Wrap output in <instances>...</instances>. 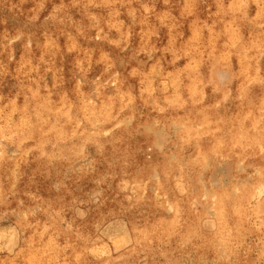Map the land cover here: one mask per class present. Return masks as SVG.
<instances>
[{"label": "rangeland", "instance_id": "374dc122", "mask_svg": "<svg viewBox=\"0 0 264 264\" xmlns=\"http://www.w3.org/2000/svg\"><path fill=\"white\" fill-rule=\"evenodd\" d=\"M255 3L0 0V264H264ZM228 38L227 55L209 64L206 46Z\"/></svg>", "mask_w": 264, "mask_h": 264}, {"label": "bare ground", "instance_id": "6f19581e", "mask_svg": "<svg viewBox=\"0 0 264 264\" xmlns=\"http://www.w3.org/2000/svg\"><path fill=\"white\" fill-rule=\"evenodd\" d=\"M166 1V0H165ZM183 1V0H182ZM190 1V0H189ZM194 1V0H193ZM252 1V0H251ZM256 1V3L255 4H257L258 6H259V8H257V13H258V16H257V19H258V21H260V23L262 22V20H263V18H264V6H263V4H264V0H255ZM136 2V1H135ZM139 2V1H138ZM192 2V1H191ZM230 2V1H229ZM229 2H228V4H229ZM128 3V2H127ZM189 3V2H188ZM227 3V2H226ZM231 7H232V5L233 6H235L236 7V9L238 8V9H240V7H241V5H243L242 3H243V0L241 1V0H231ZM245 3H246V1H245ZM93 4H95V3H93ZM110 4V3H109ZM144 4V3H143ZM172 4V3H171ZM193 4V3H192ZM106 5V4H105ZM124 5V4H123ZM122 5V6H123ZM138 5H140V4H138ZM163 5V4H162ZM214 5V4H213ZM220 5V4H219ZM246 5V4H245ZM121 6V5H120ZM191 6V5H190ZM221 6H222V4H221ZM224 6H225V4H224ZM256 6V5H255ZM119 7V6H118ZM148 6H146V8H147ZM150 7V6H149ZM174 7V6H173ZM172 7V8H173ZM192 7H194L193 5H192ZM257 7V6H256ZM111 8V7H110ZM113 8V7H112ZM188 8H189V6H188ZM223 8V7H222ZM228 8V7H227ZM226 8V9H227ZM243 8V7H242ZM114 9V8H113ZM117 9V8H116ZM149 9H151V8H149ZM170 9V8H169ZM192 9V8H191ZM225 9V8H224ZM223 9V10H224ZM232 9V8H231ZM237 9V10H238ZM255 9V8H254ZM112 10V9H111ZM144 10V9H143ZM147 10V9H146ZM152 10V9H151ZM160 10H162V9H160ZM188 10H190V9H188ZM194 10V9H193ZM155 11V10H154ZM157 11V10H156ZM226 11V10H225ZM231 11H233V10H231ZM106 12V11H105ZM117 12V11H116ZM116 12H114V13H116ZM195 12V11H194ZM238 12V11H237ZM165 14H166V12H164ZM189 13H191V12H189ZM217 13V12H216ZM231 13V12H230ZM230 13H228V14H230ZM81 14V13H80ZM207 14H208V12H207ZM212 14V13H211ZM222 14V13H221ZM244 14V13H243ZM138 15V14H137ZM157 15V14H156ZM161 15V14H160ZM213 15H215V14H213ZM223 15V14H222ZM221 15V16H222ZM226 15V14H225ZM234 15V14H233ZM251 15V14H250ZM92 16H93V14H92ZM196 16V15H195ZM232 16V15H231ZM241 16H242V14H241ZM155 17V16H154ZM219 17V16H218ZM229 17H230V15H229ZM244 17V16H243ZM91 18V17H90ZM115 18H117V17H115ZM139 18V17H138ZM233 18V17H232ZM247 18V17H246ZM245 18V19H246ZM140 19V18H139ZM163 19V18H162ZM216 19H217V17H216ZM228 19V18H227ZM226 19V20H227ZM231 19V18H230ZM234 19V18H233ZM117 20H119V19H117ZM154 20V19H153ZM164 20V19H163ZM198 20H200V19H198ZM136 21H138V20H136ZM251 21V20H250ZM253 21V20H252ZM191 22V21H190ZM193 22V21H192ZM191 22V23H192ZM231 22V21H230ZM254 22V21H253ZM257 22V21H256ZM255 22V23H256ZM108 23V22H107ZM106 23V24H107ZM116 23V22H115ZM119 23H120V21H119ZM166 23V22H165ZM203 23V22H202ZM201 23V24H202ZM225 23H227V22H225ZM237 23V22H236ZM254 23V24H255ZM258 23V22H257ZM58 24V23H57ZM193 24V23H192ZM211 24H213V23H211ZM62 25V24H61ZM97 25V24H96ZM111 25V24H110ZM116 25V24H115ZM230 25H232V24H230ZM236 25V24H235ZM256 25V24H255ZM112 26V25H111ZM119 26V25H118ZM198 26V25H197ZM121 27H122V25H121ZM204 27H205V25H204ZM209 27H212L211 25H209ZM225 27V26H224ZM224 27H222V28H224ZM75 28V27H74ZM115 28H116V26H115ZM188 28V27H187ZM190 28V27H189ZM197 28H199V27H197ZM237 28V27H236ZM263 28V27H262ZM76 29V28H75ZM74 29V30H75ZM131 29V28H130ZM191 29V28H190ZM210 29V28H209ZM261 29V28H260ZM126 30V29H125ZM194 30V29H193ZM210 31V30H209ZM222 30H220V32H221ZM224 31H226V30H224ZM251 31V30H250ZM64 32V31H63ZM211 32V31H210ZM209 32V33H210ZM262 32V31H261ZM264 32V31H263ZM47 33V32H46ZM190 33V32H189ZM198 33H199V31H198ZM197 33V34H198ZM208 33V34H209ZM234 33V32H233ZM242 33V32H241ZM240 33V34H241ZM248 33V32H247ZM127 34V33H126ZM125 34V35H126ZM215 34H217V33H215ZM222 34V33H221ZM195 35V34H194ZM207 35V34H206ZM218 35H219V33H218ZM247 35V34H246ZM249 35V34H248ZM255 35V34H254ZM190 36V35H189ZM230 36V35H229ZM252 36V35H251ZM261 36H262V34H261ZM63 37H65V36H63ZM76 37V36H75ZM197 37V36H196ZM195 37V38H196ZM234 37V36H233ZM242 37V36H241ZM253 37V36H252ZM260 37V36H259ZM44 38V37H43ZM50 38V37H49ZM69 38V37H68ZM225 38V37H224ZM236 38V37H235ZM235 38H234V40H232V41H235ZM254 38V37H253ZM45 39V38H44ZM199 39H200V37H199ZM202 39V38H201ZM231 39H233V38H231ZM231 39H227V40H225V42L223 41V43H222V41H218L214 46H208L207 44V46H206V60H207V62H209V64H212V65H215V64H217V63H219L220 62V58L222 57V55L223 54H226L227 55V53L225 52V50H226V46L227 45H229V43L231 42ZM237 39V38H236ZM243 38H241V40H242ZM50 40V39H49ZM67 40V39H66ZM185 40H186V37H185ZM189 40V39H188ZM191 40H192V38H191ZM196 40V39H195ZM216 40V39H215ZM250 40V39H249ZM248 40V41H249ZM257 40V39H256ZM203 41V40H202ZM201 41V42H202ZM239 41V40H238ZM242 41H244V40H242ZM246 41V40H245ZM252 41V40H251ZM241 42V41H240ZM48 44V43H47ZM192 45V43H190L189 41H185V42H181V43H179L178 41H176V45H175V42H174V47L176 48V49H178L179 51H182V50H185L186 49V47H187V45ZM237 44V43H236ZM250 44V43H249ZM255 44V43H254ZM253 44V45H254ZM210 45V44H209ZM211 45H213V44H211ZM80 46V45H79ZM197 46V45H196ZM201 46V45H200ZM242 46H244V45H242ZM258 46H260V44L258 43ZM264 46V45H263ZM191 47H193V46H191ZM249 47V46H248ZM161 48V47H160ZM163 48V47H162ZM174 48V49H175ZM233 48L234 47H232V50H233ZM78 49V48H77ZM205 49V48H204ZM249 49V48H248ZM251 49H254V47H252ZM260 50H261V48H259ZM259 49H256V50H259ZM57 50V49H56ZM75 50V49H74ZM167 50V49H166ZM169 50H171V49H169ZM189 51V50H188ZM198 51V50H197ZM204 51V50H203ZM231 51V50H230ZM69 52V51H68ZM194 52V51H193ZM195 52H196V50H195ZM195 52H194V54H195ZM251 52V51H250ZM257 52V51H256ZM259 52V51H258ZM246 53V52H245ZM261 53V52H260ZM84 54V53H83ZM162 54V53H161ZM180 54V53H179ZM199 54V53H198ZM234 54V53H233ZM251 54V53H250ZM245 55H247V54H245ZM174 57H175V55H173ZM180 56V55H179ZM229 56V55H228ZM238 56V55H237ZM254 56H255V53H254ZM82 57V56H81ZM176 57H178V56H176ZM227 57V56H226ZM235 57V56H234ZM248 57H250V56H248ZM40 58V57H39ZM38 58V59H39ZM194 58V57H193ZM200 58H202V57H200ZM205 58V57H204ZM223 58V57H222ZM221 58V59H222ZM238 58V57H237ZM236 58V59H237ZM251 58H253V57H251ZM255 58V57H254ZM47 59H49V58H47ZM172 59V58H171ZM175 59V58H174ZM195 59H197V58H195ZM198 59H199V57H198ZM229 59V58H228ZM244 59H246V58H244ZM194 60V59H193ZM250 60V59H249ZM253 60V59H252ZM50 61V60H49ZM244 61V60H243ZM23 62V61H22ZM104 62H106V61H104ZM224 62V61H223ZM236 62V61H235ZM241 62V61H240ZM254 62V61H253ZM31 63V62H30ZM199 63V62H198ZM257 63V62H256ZM32 64V63H31ZM150 64V63H149ZM207 64V63H206ZM222 64V63H221ZM237 64V63H236ZM20 65V64H19ZM30 65V64H29ZM186 65V66H185ZM193 65H194V61H193V63L192 62H190V60L187 58V59H185V63H184V66H185V68L183 67V69L188 73H186L187 75H189V78L190 77H192L193 75ZM195 65H197V63L195 64ZM208 65V64H207ZM206 65V66H207ZM254 65H255V63H254ZM253 65V66H254ZM32 66V65H31ZM33 66H35V65H33ZM75 66V65H74ZM84 66H85V61H84V59H82V58H80V61H79V68H80V70H81V72H84L83 71V68H84ZM209 66V65H208ZM243 66H245V64H243ZM250 65H248V67H249ZM36 67V66H35ZM196 67V66H195ZM30 68V67H29ZM134 67H132V69H133ZM205 68V67H204ZM209 68V67H208ZM14 69V68H13ZM16 69H18V68H16ZM70 69V68H69ZM167 69V68H166ZM197 69V68H196ZM218 69H219V67H218ZM239 69H242V68H239ZM238 69V70H239ZM246 69V68H245ZM257 69V68H256ZM15 70V69H14ZM198 70V69H197ZM204 70V69H203ZM253 70V69H252ZM25 71H26V69H25ZM28 71V70H27ZM39 71H40V69H39ZM131 71V70H130ZM136 71V70H135ZM156 71V70H155ZM199 71V70H198ZM202 71V70H201ZM207 71H209V70H207ZM242 71V70H241ZM240 71V72H241ZM251 71V70H250ZM34 72V71H33ZM37 72H38V70L36 71V75H37ZM152 72H154V70L152 71ZM157 72V71H156ZM256 72V71H255ZM25 73V72H24ZM23 73V74H24ZM28 73V72H27ZM30 73V72H29ZM69 73V72H68ZM134 73V72H133ZM141 73V72H140ZM170 73V72H169ZM198 73V72H197ZM202 73V72H201ZM243 73V75H244V73H246V72H242ZM248 73V72H247ZM41 74V73H40ZM159 74H162L161 72L159 73ZM166 74V73H165ZM179 74H180V70H179ZM178 74V75H179ZM216 74V73H215ZM27 75V74H26ZM158 75V74H157ZM174 75V74H173ZM182 75V74H181ZM192 75V76H191ZM206 75V74H205ZM242 75V74H241ZM260 75V74H259ZM258 75V77H260ZM159 76V75H158ZM161 76V75H160ZM164 76V75H163ZM171 76V75H170ZM185 76V75H184ZM199 76H201V74L199 73ZM213 76V75H212ZM236 76V75H235ZM247 77H248V75H246ZM155 77V76H154ZM166 77V76H165ZM188 77V76H187ZM216 77V76H215ZM24 78H26V77H24ZM160 78V77H159ZM169 78V77H168ZM171 81H172V84L174 85L175 84V77H173V76H171ZM186 77H184V79H185ZM201 78H203V77H201ZM208 78H209V76H208ZM211 78V77H210ZM209 78V79H210ZM30 79V78H29ZM57 79H59V78H57ZM180 79V78H179ZM187 79V78H186ZM198 79H200L199 77H198ZM208 79V80H209ZM245 79V78H244ZM248 79V78H247ZM34 80V79H33ZM192 80H193V78H192ZM205 80V79H204ZM218 80V79H217ZM258 80V79H257ZM27 81V80H26ZM179 81V80H178ZM185 81H187V80H185ZM202 81V80H201ZM213 81V80H212ZM216 81V80H215ZM262 81V80H261ZM25 82V81H24ZM32 82V81H31ZM35 82V81H34ZM177 82V81H176ZM190 82V81H189ZM250 82V81H249ZM254 82V81H253ZM141 83V82H140ZM158 83V82H157ZM193 83H195V82H193ZM187 84H189V83H187ZM210 84H212V83H210ZM215 84V83H214ZM259 84V83H258ZM25 85V84H24ZM35 85V84H34ZM149 85H150V75H148L146 78H145V80L141 83V87H143V88H146V86L147 87H149ZM180 85V84H179ZM183 85H185V84H183ZM238 85V84H237ZM251 85V84H250ZM26 86V85H25ZM190 86V85H189ZM238 86H240V85H238ZM179 87H181V86H179ZM184 87V86H183ZM214 87H216V86H214ZM237 87V86H236ZM170 88H172V87H170ZM189 88V87H188ZM26 89V88H25ZM33 89V88H32ZM194 89V88H193ZM197 90H198V88H196ZM195 89V90H196ZM201 89V88H200ZM240 89V88H239ZM244 89H245V87H244ZM29 90H31V89H29ZM35 90V89H34ZM41 90V89H40ZM58 90V89H57ZM184 90H185V88H184ZM202 90V89H201ZM227 90H228V88H227ZM243 90V89H242ZM33 91V90H32ZM178 91H180V90H178ZM192 91V90H191ZM235 91V90H234ZM60 92V91H59ZM169 92V91H168ZM193 92V91H192ZM195 92V91H194ZM200 92V91H199ZM208 92V91H207ZM22 93V92H21ZM86 93V92H85ZM173 93H175V92H173ZM197 93V92H196ZM202 92H200V94H201ZM239 93V92H238ZM243 93V92H242ZM60 94V93H59ZM157 94V93H156ZM192 94V93H191ZM264 94V92L262 93V96H264L263 95ZM27 95V94H26ZM29 95V94H28ZM41 95V94H40ZM43 95V94H42ZM54 95V94H53ZM161 95V94H160ZM18 96V95H17ZM63 96V95H62ZM114 96V95H113ZM117 96V95H116ZM156 96V95H155ZM177 96V95H176ZM200 96V95H199ZM198 96V97H199ZM226 96H228V97H230L229 95H226ZM243 96V95H242ZM61 97V96H60ZM66 97V96H65ZM175 97V96H174ZM173 97V98H174ZM178 97V96H177ZM197 97V96H196ZM197 97V98H198ZM201 97V96H200ZM9 98V97H8ZM23 98V97H22ZM38 98V97H37ZM41 98V97H40ZM160 98H161V96H160ZM176 98V97H175ZM11 99V98H10ZM32 99V98H31ZM57 99V98H56ZM63 99V98H62ZM193 99V98H192ZM191 99V100H192ZM264 99V98H263ZM22 100V99H21ZM48 100V99H47ZM65 100V99H64ZM70 100V99H69ZM172 100V99H171ZM182 100V99H181ZM242 100V99H241ZM110 101V100H109ZM117 101V100H116ZM164 101V100H163ZM168 101H169V99H168ZM176 101V100H175ZM178 101V100H177ZM199 101V100H198ZM213 101V100H212ZM66 102V101H65ZM153 102V101H152ZM179 102V101H178ZM197 102V101H196ZM264 102V101H263ZM34 103H35V101H34ZM55 103V102H54ZM67 103V102H66ZM118 103V102H117ZM156 103V102H155ZM180 103H181V101H180ZM241 103V102H240ZM246 103V102H245ZM244 103V104H245ZM3 104V103H2ZM1 104V105H2ZM11 104V103H10ZM16 104V103H15ZM18 104V103H17ZM21 104V103H20ZM23 104V103H22ZM39 104V103H38ZM51 104V103H50ZM132 104V103H131ZM182 104H183V102H182ZM213 104V103H212ZM239 104V103H238ZM243 104V105H244ZM30 105V104H29ZM42 104H41V102H40V106H41ZM69 105V104H68ZM156 105V104H155ZM176 105H177V103H176ZM195 105V104H194ZM203 105V104H202ZM246 105V104H245ZM11 106V105H10ZM16 106V105H15ZM22 106H24V105H22ZM22 106H21V108H22ZM57 106V105H56ZM73 106V105H72ZM71 106V107H72ZM94 106V105H93ZM99 106V105H98ZM104 106V105H103ZM111 106L113 107V109H115V111H117V109H116V104H115V101L113 100L112 101V103H111ZM110 106V108H112ZM180 106V105H179ZM222 106V105H221ZM2 107H4V106H2ZM2 107L0 108V109H2ZM42 107V106H41ZM58 107H60V106H58ZM78 107V106H77ZM183 107V106H182ZM204 107V106H203ZM7 109H9L10 107H6ZM15 108V107H14ZM14 108H13V111H15L14 110ZM29 108V107H28ZM67 108V107H66ZM100 108V107H99ZM103 108V107H102ZM127 108V107H126ZM129 108V107H128ZM156 108V107H155ZM205 108V107H204ZM241 108V107H240ZM263 108V107H262ZM4 109V108H3ZM7 109L5 110V111H7ZM18 109H19V107H18ZM31 109V108H30ZM60 109V108H59ZM17 110V109H16ZM52 109H50V111H51ZM80 110V109H79ZM78 110V111H79ZM160 110V109H159ZM166 110V109H165ZM178 110V108H177V106H176V111ZM182 110V109H181ZM202 110H204V109H202ZM208 110H209V108H208ZM246 110H247V107H246ZM10 111H11V109H10ZM9 111V112H10ZM12 111V112H13ZM18 111V110H17ZM20 111H21V109H20ZM25 111H28V110H24V112ZM33 112H35V110H32ZM39 111V110H38ZM94 111V110H93ZM103 111V110H102ZM110 111V113H114L115 111L114 110H109ZM171 111V110H170ZM175 111V112H176ZM237 111V110H236ZM1 112V111H0ZM9 112H6V113H9ZM71 112V111H70ZM195 112V111H194ZM203 112V111H202ZM233 112V111H232ZM235 112V111H234ZM248 112V111H247ZM261 112H263V111H261ZM5 113V112H4ZM22 113V112H21ZM32 113V112H31ZM36 113V112H35ZM34 113V115H36ZM42 114L41 112H38V115L39 116H41L40 114ZM48 113H49V109H48ZM54 113V112H53ZM57 113V112H56ZM59 113V112H58ZM93 113V112H92ZM98 113V112H97ZM103 113V115H104V112H102ZM190 113H191V111H190ZM236 113V112H235ZM238 113V112H237ZM260 113V112H259ZM10 114V113H9ZM28 114H29V111H28ZM43 114H45L44 113V111H43ZM47 114V113H46ZM67 114V113H66ZM229 114H231V113H229ZM245 114V113H244ZM20 115V114H19ZM57 115V114H56ZM65 115V114H64ZM63 115V116H64ZM100 115V114H99ZM161 115V114H160ZM178 115V114H177ZM190 115V114H189ZM253 115V114H252ZM3 116V118H4V115H2ZM38 116V117H39ZM48 116V115H47ZM62 116V115H61ZM76 116V115H75ZM101 116V115H100ZM210 116V115H209ZM215 116V115H214ZM247 116V115H246ZM24 117V116H23ZM46 117V116H45ZM54 117H56L57 118V116H54ZM53 117V118H54ZM70 117H71V115H70ZM117 117V116H116ZM202 117V116H201ZM233 117V116H232ZM236 117V116H235ZM241 117V116H240ZM17 118V117H16ZM37 118V117H36ZM56 118H54V119H56ZM72 118H73V116H72ZM258 118V117H257ZM27 119V118H26ZM60 119L61 118H59V121H60ZM63 119H65V118H63ZM71 119V118H70ZM254 119V118H253ZM259 119V118H258ZM261 119V118H260ZM264 119V118H263ZM6 120V119H5ZM4 120V121H5ZM50 120H52V119H50ZM66 120H68V119H66ZM109 120V119H108ZM111 120V119H110ZM110 120H109V122H110ZM201 120H203V119H201ZM239 120V119H238ZM237 120V121H238ZM246 120V119H245ZM255 120V119H254ZM257 120V119H256ZM11 121V120H10ZM43 121V120H42ZM44 121H45V119H44ZM205 121V120H204ZM213 121H214V119H213ZM258 121V120H257ZM262 121V120H261ZM35 122V121H34ZM106 122V121H105ZM207 122V121H206ZM254 122V121H253ZM5 123H6V121H5ZM12 123V122H11ZM15 123V122H14ZM13 123V124H14ZM26 123H27V121H26ZM29 123H30V121H29ZM51 123V122H50ZM218 123H220V122H218ZM239 123V122H238ZM245 123H246V121H245ZM257 122H255L254 124H256ZM259 123V122H258ZM7 124V123H6ZM56 124H57V122H56ZM62 124V123H61ZM83 124V123H82ZM107 124V123H106ZM198 124V123H197ZM246 124H248V123H246ZM253 124V123H252ZM8 125V124H7ZM36 125V124H35ZM45 125V124H44ZM240 125V124H239ZM238 125V126H239ZM242 125V124H241ZM250 125V124H249ZM28 126V125H27ZM41 126V125H40ZM52 126H54V125H52ZM114 126V125H113ZM247 126V125H246ZM256 126H257V124H256ZM15 127H16V125H15ZM32 127L34 128V126H33V124H32ZM45 127V126H44ZM56 127H58V126H56ZM60 127V126H59ZM62 127V126H61ZM129 127V126H128ZM186 127V126H185ZM189 127V126H188ZM211 127V126H210ZM244 127V126H243ZM242 127V128H243ZM254 127V126H253ZM49 128H51V127H49ZM115 128V127H114ZM221 128H223V126L221 127ZM249 128V127H248ZM257 128V127H256ZM9 129H11V128H9ZM16 129V128H15ZM22 129V128H21ZM30 129V128H29ZM116 129V128H115ZM115 129H114V131H115ZM259 129V128H258ZM13 130V129H12ZM24 130V129H23ZM57 130V129H56ZM239 130V129H238ZM18 131V130H17ZM16 131V132H17ZM30 131V130H29ZM28 131V132H29ZM35 132H38L36 135H38L39 137H42V139L43 138H48V136L50 135V133L52 132V129H47V130H44L43 132L42 131H40V128L38 129V128H36L35 130H34ZM232 131V130H231ZM243 131V130H242ZM245 131V130H244ZM246 131H247V129H246ZM21 132V131H20ZM23 132V131H22ZM25 132V131H24ZM27 132V131H26ZM57 132V131H56ZM235 132V131H234ZM233 132V133H234ZM60 133V132H59ZM58 133V134H59ZM65 133V132H64ZM183 133V132H182ZM233 133H231V135L233 134ZM10 134V133H9ZM12 134V133H11ZM19 134V133H18ZM27 134V133H26ZM32 134V133H31ZM34 134V133H33ZM53 134V133H52ZM58 134H56V135H58ZM114 134V133H113ZM184 134V133H183ZM190 134V133H189ZM236 134V133H235ZM250 134V133H249ZM15 135H16V133H15ZM30 135V134H29ZM64 135V134H63ZM191 135V134H190ZM248 135V134H247ZM254 135V134H253ZM18 136V135H17ZM25 136V135H24ZM26 136H28V135H26ZM51 136V135H50ZM60 136V135H59ZM93 136H94V134H93ZM230 136V135H229ZM57 137V136H56ZM64 137V136H63ZM65 137H67L66 135H65ZM182 137V136H181ZM184 137V136H183ZM212 137V136H211ZM250 137H252V136H250ZM249 137V138H250ZM27 138V137H26ZM25 138V139H26ZM29 138H32V137H30L29 136ZM54 138H55V136H54ZM95 138V137H94ZM114 138V137H113ZM248 138V137H247ZM248 138V139H249ZM18 139V138H17ZM16 139V140H17ZM22 139V138H21ZM68 139V138H67ZM189 139V138H188ZM247 139V140H248ZM253 139V138H252ZM18 140H20V139H18ZM29 140V139H28ZM37 140V139H36ZM55 140V139H54ZM58 140H60V139H58ZM58 140H56L57 142H59ZM99 140V139H98ZM191 140V139H190ZM246 140V141H247ZM25 141V140H24ZM43 141H45L44 139H43ZM60 141H63V140H60ZM192 141V140H191ZM23 142V141H22ZM26 142V141H25ZM25 142H24V144H25ZM39 142V141H38ZM249 142V141H248ZM33 143H34V141H33ZM53 143V142H52ZM52 143H50L51 144V146H52ZM63 143L64 142H62L61 144L63 145ZM109 143V142H108ZM17 144V143H16ZM57 144V143H56ZM19 145V144H18ZM33 145V144H32ZM109 145V144H108ZM29 146V145H28ZM34 146V145H33ZM50 146V145H49ZM56 146V145H55ZM240 147V146H239ZM18 148V147H17ZM53 148V147H52ZM52 148H50L51 150H52ZM126 148V147H125ZM197 148H199V147H197ZM25 149V148H24ZM42 149V148H41ZM55 149V148H54ZM152 149V148H151ZM223 149V148H222ZM239 149V148H238ZM43 150V149H42ZM56 150V149H55ZM58 150V149H57ZM197 150V149H196ZM214 150V149H213ZM237 150V149H236ZM248 150V149H247ZM34 151H36V150H34ZM58 151H61L60 149L58 150ZM202 151V150H201ZM13 152V151H12ZM19 152V151H18ZM22 152V151H21ZM28 152H30V151H28ZM38 152V151H37ZM41 152H43V151H41L40 150V153ZM154 152H155V150H154ZM220 152V151H219ZM5 153V152H4ZM40 153H37V154H40ZM49 153V152H48ZM58 154H60V152H57ZM57 153H56V155H57ZM203 153V152H202ZM202 153H200V154H202ZM2 154H3V152H2ZM28 154V153H27ZM51 154H53V153H51ZM230 154V153H229ZM237 154H239V153H237ZM29 155V154H28ZM41 155V154H40ZM62 155V154H61ZM8 157V156H7ZM34 157V156H33ZM58 157V156H57ZM201 157V156H200ZM12 158V157H11ZM16 158H17V156H16ZM15 158V159H16ZM18 159V158H17ZM65 159L66 158H64V161H65ZM68 159V158H67ZM148 159V158H147ZM199 159H202V158H199ZM38 162V161H37ZM41 162H43V161H41ZM176 162V161H175ZM39 163V162H38ZM162 163V162H161ZM15 164V163H14ZM157 166V165H156ZM48 167H50V166H48ZM162 167V166H161ZM161 169V168H160ZM47 170V169H46ZM48 173V172H47ZM184 174V173H183ZM182 174V175H183ZM24 180V179H23ZM10 186H11V184H10ZM222 186V185H221ZM6 188H8V187H6ZM221 191V190H220ZM254 191V190H253ZM216 194V193H215ZM242 194V193H241ZM29 195V194H28ZM182 196V195H181ZM31 197V196H30ZM192 198V197H191ZM207 199V198H206ZM219 199V198H218ZM225 199V198H224ZM192 200V199H191ZM174 204V203H173ZM237 206V205H236ZM235 208V207H234ZM199 217V216H198ZM203 217V216H202ZM201 218V217H200ZM204 218V217H203ZM213 221V220H212ZM163 223V222H162ZM158 224V223H157ZM156 224V225H157ZM182 227H183V225H182ZM225 230V229H224ZM226 230H227V228H226ZM225 230V231H226ZM150 231H152V230H150ZM220 231H223L222 229L220 230ZM230 231V230H229ZM228 231V232H229ZM149 232V231H148ZM186 232V231H185ZM217 232H219V231H217ZM42 233V232H41ZM145 233V232H144ZM188 233V232H187ZM224 233V232H223ZM212 234H214V233H212ZM219 235V234H218ZM222 235V234H221ZM226 235V234H225ZM50 236V235H49ZM42 237V236H41ZM48 237V236H47ZM29 238V237H28ZM38 238H40V237H38ZM31 239V238H30ZM36 241V240H35ZM117 242V241H116ZM82 246H84V245H82ZM50 250V249H49ZM71 251V250H70ZM50 252V251H49ZM48 252V253H49ZM21 256V255H20ZM66 258V257H65ZM44 259V258H43ZM46 260V259H45Z\"/></svg>", "mask_w": 264, "mask_h": 264}]
</instances>
